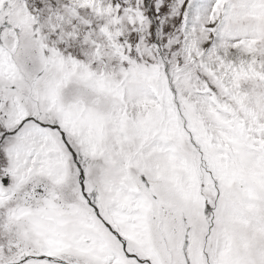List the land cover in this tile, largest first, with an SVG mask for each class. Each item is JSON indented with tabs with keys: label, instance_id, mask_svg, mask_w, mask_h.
<instances>
[{
	"label": "snow or ice",
	"instance_id": "obj_1",
	"mask_svg": "<svg viewBox=\"0 0 264 264\" xmlns=\"http://www.w3.org/2000/svg\"><path fill=\"white\" fill-rule=\"evenodd\" d=\"M0 264H264V0H0Z\"/></svg>",
	"mask_w": 264,
	"mask_h": 264
}]
</instances>
